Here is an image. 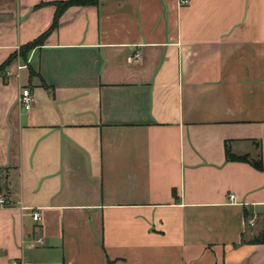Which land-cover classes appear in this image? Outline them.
I'll list each match as a JSON object with an SVG mask.
<instances>
[{
  "label": "crops",
  "instance_id": "crops-1",
  "mask_svg": "<svg viewBox=\"0 0 264 264\" xmlns=\"http://www.w3.org/2000/svg\"><path fill=\"white\" fill-rule=\"evenodd\" d=\"M63 1L0 0V65ZM27 64L0 77V264H264V0L70 7Z\"/></svg>",
  "mask_w": 264,
  "mask_h": 264
},
{
  "label": "trees",
  "instance_id": "trees-1",
  "mask_svg": "<svg viewBox=\"0 0 264 264\" xmlns=\"http://www.w3.org/2000/svg\"><path fill=\"white\" fill-rule=\"evenodd\" d=\"M98 4H99V0H68V1L55 3V13H54V17H53L50 28L47 30V32H45L44 34H42L39 37H37L36 39H34L32 42H29V43L21 46L19 48V52L10 55L7 58V60L4 61L0 65V77L6 78V73H7L9 66L17 58H19L20 61L22 63H24L25 65H28L27 62H28V58H29L30 53L34 49L39 48L44 44L48 35L56 29V27L58 25V20L66 9H68L70 7L97 6ZM31 73H32V71H31ZM225 156H226V160L228 162H248V163H251L256 169H258L260 171L262 170V165H261L260 161L253 163V162H250L248 156H244V157L234 156L229 152L227 145L225 146ZM244 215H245V218H247L246 212L244 213ZM241 242L244 243L245 241L242 239ZM249 242L250 243H256V244H260V243L264 244V239L251 240Z\"/></svg>",
  "mask_w": 264,
  "mask_h": 264
},
{
  "label": "built area",
  "instance_id": "built-area-1",
  "mask_svg": "<svg viewBox=\"0 0 264 264\" xmlns=\"http://www.w3.org/2000/svg\"><path fill=\"white\" fill-rule=\"evenodd\" d=\"M177 3L180 5V6H184V5H187L189 3V0H177ZM139 53L138 52H134V54L132 55V60L134 61H138L139 60ZM22 67H18V70H20ZM18 102L20 103V105L24 108L25 111H29L30 108L32 107V103H33V98L29 92V90L27 89H22L20 95H19V98H18ZM229 200L230 201H233L234 200V196L233 195H230L229 196ZM5 200L4 198H0V205H3L5 204ZM32 219L34 221H38L40 219V216L38 213H34L32 212ZM12 264H19V263H12Z\"/></svg>",
  "mask_w": 264,
  "mask_h": 264
},
{
  "label": "rangeland",
  "instance_id": "rangeland-1",
  "mask_svg": "<svg viewBox=\"0 0 264 264\" xmlns=\"http://www.w3.org/2000/svg\"><path fill=\"white\" fill-rule=\"evenodd\" d=\"M18 52H19V50H18ZM24 73H26V71H24ZM260 239H264V234H260L258 236H253V238L250 239V241L251 240H260Z\"/></svg>",
  "mask_w": 264,
  "mask_h": 264
}]
</instances>
